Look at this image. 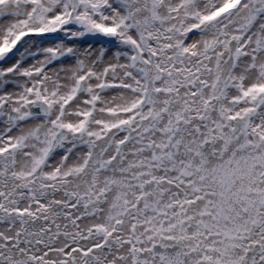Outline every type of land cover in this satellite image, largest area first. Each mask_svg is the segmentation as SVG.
Instances as JSON below:
<instances>
[{"label":"snow or ice","instance_id":"1","mask_svg":"<svg viewBox=\"0 0 264 264\" xmlns=\"http://www.w3.org/2000/svg\"><path fill=\"white\" fill-rule=\"evenodd\" d=\"M0 264H264V0H0Z\"/></svg>","mask_w":264,"mask_h":264}]
</instances>
